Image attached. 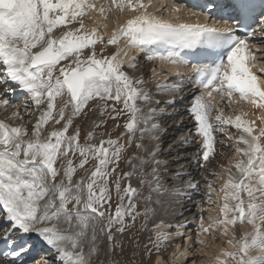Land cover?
<instances>
[{
  "label": "snow or ice",
  "instance_id": "1",
  "mask_svg": "<svg viewBox=\"0 0 264 264\" xmlns=\"http://www.w3.org/2000/svg\"><path fill=\"white\" fill-rule=\"evenodd\" d=\"M111 5L121 13L138 14L113 29L107 45H118L124 38L127 48L137 52L149 46H164L165 55H149L147 60H160L173 67L191 63L186 61L184 50L203 49L219 56L211 63H192L188 77L177 72L180 80L171 86L165 82L156 87L159 95H173L186 78L194 77L202 89L208 90L194 97L189 109L196 122V135L202 137L203 151L198 155L203 162L211 163L210 158H215L217 131L225 132L231 126L242 133L228 137L229 141L235 139L236 144L244 146L235 148V153L242 157L234 164L235 171L231 165L220 166L228 173V179L219 189L212 181H206L209 199L212 192L223 193V204L219 207L221 218L208 217L205 227L201 216L199 227L204 234L222 228L227 235L228 226L246 220L252 226L251 232L239 240L229 239L233 250H222L213 264H229V260L235 264H264V229L258 223H264V126L256 132L255 121L244 120L241 115L234 119L225 115L234 94L256 109H264V75L252 71L260 49L250 43L257 35L264 38V0H260L259 6L255 0H234L222 28L207 23L168 22L148 12L151 5L142 0H111ZM184 7L191 6L173 5L171 11L179 12ZM211 7L206 5L202 14L211 16ZM161 10L168 9H157ZM92 11H97L96 4L89 0H0V84L11 82L19 86L40 113L29 134L24 123L25 116L30 115L28 101L17 105L0 95V108L16 109L9 119L21 121L12 126L0 120V218L10 225L0 238L9 240L14 231L25 235L35 233L56 253L59 264H93V257L99 254L98 241L104 236L109 242L108 252L120 247L118 242L114 243L115 234L126 231L125 218L129 217L134 224L143 215L146 227L148 219L155 214L153 195L159 203L160 195L172 191L164 187L165 178L155 147L159 125L152 121L158 111H166L175 100L165 101V107L160 109L147 107L145 110L140 106L159 105L161 101L154 100L140 87L147 81L135 75L138 68L135 55L120 48L111 56H104L103 48L100 55L96 53L95 45L104 40L102 33L97 34V27L89 29L85 23ZM98 11L106 18L104 7ZM252 23L256 26L250 27ZM241 25L250 29L245 38L235 35ZM56 30H60L59 35ZM85 50H88L86 57ZM219 50L226 55H220ZM125 64L132 74L125 71ZM258 71L264 74V68ZM8 91L5 87L4 92ZM213 93L220 99L215 100ZM97 109L101 116L114 120L126 116L125 133L117 139H101L99 145L87 143L94 138L92 131L87 133L84 144L79 143V128L67 135L76 117L86 114V110ZM257 119L264 124V117ZM61 123V128L54 127ZM103 123V120L94 121L93 125L99 127ZM45 125L52 127L47 136L43 135ZM125 134L128 139L121 142ZM133 145L143 155L127 157L131 170L116 175L112 181L119 200L113 213L109 178L117 173L119 162L125 159V149ZM77 154L79 163L74 164L72 157ZM91 160L96 163L87 179L74 181L77 168L84 169ZM149 165L150 170L146 171L145 166ZM180 175L176 173L177 178ZM133 176H138L141 186H148L149 195L141 198L145 204L143 213L137 211L140 188L130 182L121 187L122 180L131 181ZM186 184L187 189H179L177 194H186L195 186L192 176ZM241 193L248 197L247 207ZM161 227L162 223L154 224V229ZM154 236L152 243L158 251L171 238L170 233L162 231H155ZM26 250L24 246L13 247L5 259L8 264H16ZM40 259L43 264H52L46 258ZM155 264L161 261L157 259Z\"/></svg>",
  "mask_w": 264,
  "mask_h": 264
},
{
  "label": "rangeland",
  "instance_id": "2",
  "mask_svg": "<svg viewBox=\"0 0 264 264\" xmlns=\"http://www.w3.org/2000/svg\"><path fill=\"white\" fill-rule=\"evenodd\" d=\"M94 3L98 7H104L105 8V15L108 17H113V15L117 14L116 17L120 18V13L117 11H113V7L111 5V0H94ZM109 9H111L110 12H107ZM117 10V9H116ZM111 14V15H110ZM172 15V14H171ZM170 14L167 16H171ZM56 34H60V30H56ZM264 41V38H261ZM101 48L104 49L103 55H105L107 51V47H105L104 44H99L95 45V50L98 55L101 54L100 50ZM83 55L86 57L88 55V50L84 51ZM139 59V58H138ZM62 63H66V61H62ZM140 68L139 72H143V76H145V81H147L144 85L148 89V92L150 96L154 100H160L161 103L159 105L152 104V107H156L157 109L163 108L164 102L167 100L174 99L175 103L171 107L170 110L164 111V112H157V115L154 117L153 122L157 123L160 126V131L157 132L156 135H158L160 142V149L161 151L158 152L159 159L161 160L160 168H161V174L165 178V184L164 187L166 189H171L172 191L167 193L169 195H174L175 198H178V195H176L177 190L180 189L182 185H185L184 182L186 178L184 179V175L187 172V169L190 167V165L193 167V174L190 176L193 177V184L195 185L191 190H187V193H190L192 196V203H194L193 208L190 206L185 200L186 198L182 200H176V208L171 211L170 215L173 214L175 215L176 219H179V221L182 220L181 215L185 212L186 208L190 209L192 208V212L190 215L195 216L194 219L195 221L201 220V216L206 218L207 216V208L205 204L208 202V188L206 186V181H212L217 188L220 185H223V183L228 179L227 177V172L222 171L221 165L224 166V168L229 167L230 165L232 166V171H235L234 164L237 162H233L228 166V161H229V156L232 150L234 148L233 142H235V139L229 141L228 137L233 136L236 137V134L238 135L239 130H236L235 128H231V126H228L225 132H219L217 131L215 133V139H216V145H215V158L211 159V163H205L201 160L200 155L198 153H202V147L200 145V137L196 135V122L192 118L191 114L185 117H190L191 119L187 118L190 123L189 127H186L185 120L183 121L182 119H178L177 115L181 116L183 118V114H187L186 112H189L190 104L191 102L193 103L194 97L199 95V89H192V87H189L187 84L182 83L180 85V88L177 93L182 92L181 97H169L168 99H158L155 98V96L158 94V89L156 85L158 82H155L153 79L148 80L149 76L146 73V70H144V65L143 62L140 63ZM147 76V77H146ZM151 81V84L149 83ZM157 83V84H156ZM155 85V86H154ZM171 86V85H169ZM192 89V90H190ZM3 89L0 90L2 92L1 95L8 94L2 91ZM193 90L196 92H193ZM193 92V93H192ZM4 93V94H3ZM187 93V94H186ZM189 94V95H188ZM7 97V96H6ZM26 97H24L21 101H19V104L25 100ZM177 100V101H176ZM191 103V105H192ZM93 102H90L89 107H92ZM122 106V105H121ZM142 106V105H140ZM145 110H147L146 107ZM174 108V109H173ZM182 108V110H181ZM185 108V109H184ZM234 109L231 107V104L228 105L227 109ZM32 109H35L34 107ZM24 111V109L22 108ZM186 110V111H184ZM35 116V111L33 110L30 114L29 120L33 119ZM36 119V118H35ZM127 117L126 116H120L118 119H111L107 115L101 116L99 114L98 109L93 110V111H87L86 114H81L80 116L76 117L73 121V124L69 128V132L67 135L73 134V132L76 130V128L80 129V136H79V143L84 144L86 143L85 137L87 136V133L89 131L94 132V138L91 141H87V143H92L99 145V142L101 139H117V137L121 136V133H125V128L124 124L126 121ZM103 120L104 123L101 124L99 127H94L93 122H99ZM162 122V124H161ZM63 123V122H62ZM62 123L60 125H54L56 129H59L62 127ZM52 124V122H50ZM31 125V124H30ZM47 127L44 128L45 131H51L52 127L49 125H45ZM194 130V131H193ZM238 131V132H237ZM43 132V134H44ZM229 132V133H228ZM103 133V135H101ZM138 135V134H137ZM190 135V136H189ZM194 135V136H193ZM191 137V138H190ZM128 137L127 134H125L122 137L121 142L127 141ZM187 139L190 142H183ZM166 140V141H165ZM147 143V141H144ZM164 142V143H163ZM236 143V142H235ZM199 144V145H198ZM164 146V147H163ZM194 146H196V150L193 149ZM239 147V146H238ZM229 148V149H228ZM188 149V150H187ZM195 150V151H193ZM192 152L191 155H184L186 153ZM125 159H122L119 162V167L118 171L116 174L112 175L109 178V190H110V195H111V207L110 211L115 212V207L119 203V200L117 198L115 189H114V184L112 181L116 179V175H123L124 172L130 171L131 166L127 163V157L134 156V155H143V153H138L137 150L135 149V146L127 147L123 153ZM71 156V154H70ZM74 160V164L79 163V155L77 154L75 157H72ZM241 159V156H240ZM239 159V160H240ZM222 161V162H221ZM96 161L91 160L89 164L85 165L84 169L77 168L76 172L74 173L73 180H80L82 177L87 179V176L90 174L91 170L94 169ZM133 163H136L134 160ZM205 164L204 167H200V164ZM59 166V165H57ZM189 166V167H188ZM173 169V170H172ZM111 171V167L109 169ZM145 170L148 171L150 170V165L145 166ZM182 173V175L177 178L176 173ZM210 173H219V175H211ZM227 175H226V174ZM62 174V172H61ZM222 174V175H221ZM170 175L174 177V180L170 179ZM224 175V176H223ZM226 175V177H225ZM220 177L224 178L221 179ZM218 180V181H217ZM188 181V180H187ZM131 183L133 187L140 188V193L136 197L137 200V211L143 213L145 209V204L142 202L141 198L144 196L149 195L148 194V186L144 185L141 186L139 183V178L138 176H133L131 178V181L125 179L121 181V187L123 188L124 185ZM171 182V183H170ZM223 182V183H222ZM174 186V187H173ZM182 189H187V186H184ZM207 190V191H206ZM217 192H212L214 196H217ZM165 194H162L159 196V203H156V196L153 195V203L152 207L155 209V214L154 216H151L146 224L145 227V221L143 215L139 216L135 223L131 221L129 217L125 218V222L127 225V229L123 234L116 233V241L114 243L118 242L120 247L115 248L112 252H108L109 248V242L107 241V237L104 236L99 239L98 241V248H99V254L98 256L93 257V264H105V261L107 264H155V257L157 255V248L154 246L152 241L155 240L154 237V228L152 225L156 223V221H160V218L164 215L162 212V209L165 210L164 208L161 209V206H164V198ZM184 195V194H183ZM183 195L180 194V196L183 198ZM244 196H247L246 193H244ZM248 199V197H246ZM247 199H245V203H248ZM210 202V201H209ZM125 204L128 203L127 199L124 201ZM247 205H245L246 207ZM71 207V205H69ZM203 210V211H202ZM165 216V215H164ZM165 217H168L167 215ZM198 217V218H197ZM199 220V221H200ZM233 233H235L236 240H239L241 238L239 230V226L237 225H231L230 226ZM233 227V229H232ZM191 231L193 230V233L191 235H195L196 233L198 234L199 230L196 225L191 226ZM195 229V230H194ZM114 231V229H113ZM195 232V233H194ZM213 231L208 233L207 235L212 236ZM151 238V240H150ZM217 240H220V237H216ZM193 240V239H192ZM191 240V241H192ZM196 239L194 240L195 243ZM195 245V246H194ZM149 249H150V254H149ZM201 250L196 244H192L189 246V251L192 252L193 255H191V258L189 259V264L192 263V261H196V263L199 264H204L201 262L203 261V255L204 253H200ZM84 251H88V246L85 245ZM160 253L162 252V248L160 247L159 249ZM195 252V253H194ZM199 252V253H198ZM201 262V263H200Z\"/></svg>",
  "mask_w": 264,
  "mask_h": 264
},
{
  "label": "bare ground",
  "instance_id": "3",
  "mask_svg": "<svg viewBox=\"0 0 264 264\" xmlns=\"http://www.w3.org/2000/svg\"><path fill=\"white\" fill-rule=\"evenodd\" d=\"M89 2L94 3V0H89ZM142 2L146 5H148V4L151 5L148 8V12H150V13L155 12L156 14L155 13H153V14L158 15L160 18H165L164 20H168L170 18H172V20H176L178 22H180V21L186 22V20H189V21L191 20L190 17L184 12V8H181V10L179 12L171 11L173 5H176L178 7L180 4H182L181 0H157V1L156 0H142ZM160 3H161V5H160ZM165 7L168 9L167 11H165V10L157 11V9H163ZM99 8L100 7H98V5H97L96 6L97 11H92L89 13V16L85 18V23H86V25H88L89 29H91L92 27H97L98 28V33H97L98 35L101 33L103 34L104 43H102V44H104L105 47H107V51H106L105 55L107 54V56H111L113 53L117 52L118 48L124 49L125 51H128L130 55H135V56L138 55L140 52L133 51V50L127 48L126 41L124 38H121L118 45H107V40L110 38L113 29L119 28V26L121 24L125 23L127 21V19H129L130 17H132L134 15H137L138 13L133 12V11H124L123 13H121L113 7L112 8L113 11H117L120 13V16H119L120 18L116 17L117 14L113 15V17H108L107 15H105L106 18H104V17H101V15L98 11ZM110 11L111 10H108L107 12H110ZM165 13H166V16L164 17ZM167 14L168 15L172 14V15L167 16ZM255 26H256V24H255ZM250 43L253 44L256 48L260 49V52L257 53V60L255 61V67L252 68V71L257 72V74H258L259 73L258 70L260 68H264V41H263V39H261V37L259 35H257L256 37H252L250 39ZM122 55H123V52H121V56ZM147 56H149V55H145V57H141L140 59H138L137 63L139 65V68L141 66L140 65L141 62H143V64H145L144 70H146V73L149 76L148 80L152 81V79H153L155 82L162 83V84H163V82L165 83V82L169 81L168 77L170 74H166L165 72L162 71V69H165L166 71L168 70L171 73H174V72H179L180 74L183 73L182 72L183 68H181V66L173 67V66L167 64L166 62H164V68H162L161 63L163 61L155 60V59L152 61H148ZM152 56H155V55H152ZM139 68H137L135 75L144 79L145 78V76H143L144 73L139 72ZM124 69H125V71H128L130 74H132L131 70H129L127 68V66H124ZM153 69L155 70V75L153 74ZM0 70H2V66H0ZM258 75H264V74H258ZM177 79H179V78H175L174 80H177ZM151 81L149 82L150 84H151ZM5 87H8L10 89V91L7 92L8 93L7 98L10 99V96L17 93V91L15 90V87L10 82L7 85L0 84V90L1 89L4 90ZM140 87H143L145 90H147V88L145 87L144 84L141 85ZM206 91H208V90H204V92H206ZM182 92H179V93L175 92L173 95H159V94H157L155 96V98L163 100V99H168L169 97H172V96L173 97H177V96L181 97L179 95H181ZM1 94H2V92H0V95ZM205 98L207 99V97H205ZM213 98L215 100L220 99V97L216 93H213ZM21 100H22L21 98H18L17 100H14L13 102H15L17 105H20L24 101L27 100L29 105H30V114L33 110L35 111V116L33 119L29 120L30 115L25 116V118H24V123L26 124V127L29 131V134H30L31 130H32V126L36 122L35 118H37L40 113L36 108L32 109L33 107L31 106L30 96H27V98H25V100H23L19 104V101H21ZM190 101H193V100H190ZM191 103L188 105L190 106ZM230 104H231V107H233L234 109L232 110V109L226 108L225 115L231 116L233 119L235 118V116L241 115L242 119H244V120L255 121L256 122V132H258L260 127L264 126V124L261 123V120L257 119V117H264V109H256L250 103L240 101L238 98V94H234L233 101ZM141 105L143 107H146V108L153 106V105L145 106L143 104H141ZM172 106H173V104L168 105L166 108V111L170 110ZM164 107H165V104H164L163 108ZM181 110H182V108H181ZM14 111H16V109L11 108V107L7 108L6 110L4 108H0V120H5L6 123H9L12 126L19 124L21 122L19 119H9V117H11L12 112H14ZM20 111L24 112L22 110V108L20 109ZM184 111H186V110H184ZM186 113L187 114H185V115L183 114V118L180 115L179 116L177 115V117H178V119H182L183 121L185 120L186 127H189L190 124H192V123H190V121L187 118H189V119H191V118L185 117V116H188L190 114V112L187 111ZM161 124H162V122H161ZM45 127H47V126H44V128ZM159 131H160V126H159ZM48 132H50V130L45 131L43 135L47 136ZM241 134L242 133L239 131L238 135L236 134V136H239ZM200 139H202V137H200ZM160 142L157 141L155 143V147L157 148L158 152L162 150L159 147ZM215 145H216V143H215ZM233 145H234L233 149H235L238 146L244 147L243 145H238L235 142H233ZM193 149L196 150V146H194ZM195 150H193V151H195ZM202 151H203V149H202ZM230 153L231 154L228 155L229 156L228 157L229 158L228 166L231 163L238 161L240 159V155H237L235 153V150H232ZM191 154H192V152L186 153L184 155L186 156V155H191ZM158 159H159V157H158ZM159 160L161 161L163 159L161 158ZM160 170H161V168H160ZM222 171H224V168L222 169ZM191 174H193V167L190 165V167L187 169V172L184 175V179L186 178V180L184 182H182L185 185H182L180 187V189H182L184 186H187L186 182L189 179V176ZM226 175H225V177H226ZM169 177L171 180L172 179L174 180V177L172 175H170ZM227 177H228V175H227ZM220 178L224 179L222 177H220ZM221 186L222 185L218 186L217 189H219ZM216 194H217V196H214L213 194H211L212 198L208 199V202L205 204V206L207 208V216H206V218H204L205 227L208 226V217H212L213 219H220L221 218L220 214H219V207L223 204V200L221 199L223 193H219V194L216 193ZM176 195H178V198H175V196L173 194L172 195H169V194L164 195L165 199H163V201H164L165 205L161 206V209L162 208L165 209V210L162 209V212L165 216L167 215L168 217H165L163 215L162 218H160V222L156 221V223H154V224L162 223L163 227L154 229L153 233L155 231H162V232H167V233L171 234V238L169 240L165 241L164 243H162L161 248H162L163 253H160V251L157 252V255L155 257V262L157 261V259H159L161 261V264H189V259L191 258V255H193L192 252L189 251V246L192 244H196L201 249V250H199L200 253H204L203 261L201 260V262L204 264H213V261L221 253L222 250H228V251L233 250V245L228 243L229 239L236 237L235 233H233L232 230H230L231 225L228 226L229 232L227 235L223 234L222 228L219 231L210 230V232L213 231V233H211L212 236H210V235L208 236L207 234L202 233L201 229L199 227L201 220L199 219L200 221L199 220L195 221V219H196V218L194 219L195 216L190 215V213L193 210L192 208L194 205V203H192V201H193V199L191 197L192 195L190 193H186V194H184L183 198H181L180 194H177V192H176ZM241 196H242L243 200L247 199V198H245L246 196H244V193H241ZM184 198H186L185 200H187V202H189L188 204L190 206H192V208H190V209L186 208L183 215H181L182 220L179 221V219L175 218V215H173V214L170 215V213H171V211H173L177 207L175 201L176 200L180 201ZM247 201H248V199H247ZM245 205H247V203H245ZM237 224L239 226L238 231L240 232V234H242L241 237L244 236L246 233L251 232V230H252V226L249 225L246 220L243 223L238 221ZM193 225H196L198 227V230H199L198 234L199 235L197 233L195 235H191L193 233V230L191 231L190 228ZM152 226L154 227V225H152ZM177 226H180V227H177ZM8 227H10V226H8V225L2 226L0 231L4 232L3 230L8 228ZM232 229H233V227H232ZM262 229H264V226L262 227ZM217 236L220 237V240L216 239ZM184 237H186L185 243H184ZM195 239H196V241L194 243ZM10 241L11 242L8 244V246L2 252H0V264H8V260L5 259V257L8 255V253L10 252V250L13 247H20V246H24L27 250L25 251V253L22 257H20L19 259L16 260V264H28L33 259V257H28L27 253L35 247L31 244V242H29V244H26V245H20V244H18L19 242L16 239H12ZM200 241H202L203 243H200ZM42 254H45V257H50L49 252H44ZM51 262H52V264H59V261H57L56 257H53ZM190 264H199V263H196V261L195 262L192 261V263H190ZM229 264H235V262L229 260Z\"/></svg>",
  "mask_w": 264,
  "mask_h": 264
}]
</instances>
